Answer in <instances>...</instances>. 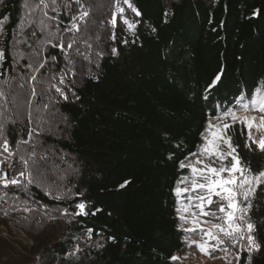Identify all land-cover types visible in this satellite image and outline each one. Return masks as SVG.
Listing matches in <instances>:
<instances>
[{"label": "trees", "instance_id": "trees-1", "mask_svg": "<svg viewBox=\"0 0 264 264\" xmlns=\"http://www.w3.org/2000/svg\"><path fill=\"white\" fill-rule=\"evenodd\" d=\"M22 1L0 0V87L14 67L11 43ZM117 3L123 12L113 24ZM112 14L110 48L100 70L63 104L72 129L57 141L82 162L73 205L85 203L87 214L76 215L73 201L61 203L74 218L43 248L50 261L67 264L77 257L69 252L74 235L91 229L82 245L91 262L174 264L171 257L185 245L176 189L190 173L186 163L200 151L211 119L264 91V0H115ZM27 33L36 41L35 30ZM47 54L61 66L58 48ZM5 135L14 147L28 135L26 122L8 125ZM226 135L254 174L264 170V152L249 141L243 124ZM206 162L228 163L219 157ZM33 190L37 205L14 199L11 209L32 207L27 216L36 219L40 212L43 222L50 216L43 203L54 202ZM248 215L261 244L251 264H264V184ZM247 259L245 254L242 264Z\"/></svg>", "mask_w": 264, "mask_h": 264}, {"label": "rangeland", "instance_id": "rangeland-1", "mask_svg": "<svg viewBox=\"0 0 264 264\" xmlns=\"http://www.w3.org/2000/svg\"><path fill=\"white\" fill-rule=\"evenodd\" d=\"M175 1L178 0H166L168 5ZM114 2L115 0H55V2L23 0L21 2L18 14L20 24L15 29V37L11 43L14 67L10 77L8 76L4 85L1 83L0 87V91H3L6 97V99L0 97V124L3 125L0 131V145L3 144V140H8L5 130L10 124L22 125L25 121L28 135L25 138L20 137L17 144L10 147V152H3L0 148L2 153L0 160H3L5 165L10 164L12 158H16L24 167L22 170L24 175L19 174L13 178L20 183L13 185L10 183L12 179L8 178L5 186L4 180L0 181V200L8 203L4 214H0V264H58L49 260L50 255L43 246L47 245L48 241L58 240L67 219L72 222L73 214L69 215V211L61 203L73 201L72 206L76 209V204L73 205L76 185L83 172L82 162L57 144V141L69 138L72 129L71 119L64 112L63 104L68 98L69 100L74 98L75 89L85 78L95 75L100 70L102 56L106 54L110 48V41L114 38V27L110 22ZM85 10L89 15L81 18L82 11ZM2 27L3 25L0 24V44L5 38L1 32ZM34 30L39 37H36V41L27 33ZM61 44L64 45L63 48L60 47ZM69 44L72 46L68 47ZM52 47L58 48L62 55L61 66L58 65L59 59L57 61L54 57L48 58L47 53ZM41 65L43 67H40ZM32 76L36 77L35 81L31 79ZM61 78H63L62 83ZM57 87L66 94L67 99L56 90ZM33 88H35V97L32 95ZM248 111L254 116L260 115L257 110L249 108ZM237 114L240 115V111ZM217 117L210 120L213 125L227 122L232 127L235 123L242 124L239 120L233 123L230 118L226 121L223 114ZM211 131L208 129L204 137L211 140ZM251 135L254 140H259L264 137V129L254 127ZM203 141L201 148L205 144V139ZM209 158V155L200 149L186 165L199 169L201 165L196 161L200 160L207 164ZM210 165L218 167L215 163ZM2 171L3 168L0 166V173ZM29 174H31V182H29ZM199 175V171L193 174L190 169V173L178 184L177 189L179 188L180 192L176 191L177 208L181 209L178 212L179 216L186 215L188 221L193 219L189 213L194 211L198 220L206 221L200 226L208 229L222 221L216 216L201 215L198 209L191 206L189 196L194 202L196 196L209 194L203 191H191L193 180ZM196 182L204 181L196 180ZM185 188L189 191L185 192ZM33 189L54 202L49 207L50 205L46 206L42 201L43 207L50 209V216L43 222L40 221L42 216L40 212L36 214V219L27 216L28 213L26 214L24 209L32 207L11 209L14 199L18 200L19 205L24 203L28 206L37 205L41 200L36 197ZM220 203L221 201L213 196V203L209 208H205V211L217 213V216L221 215L217 211ZM184 209H188V213H185ZM181 224L184 228L194 227L192 223L180 220L179 226ZM185 235L190 241H202L199 232L185 233ZM86 240H89V232L74 235L69 252L77 257H73L67 264H97L96 261H90L88 254L82 252V245L86 244ZM225 244L228 247L227 253L217 250L209 255L201 252L195 245L189 247L185 243L184 247L175 253L181 259L173 262L174 264H242L244 255L248 257L247 251H241L239 245L233 246L228 240H225ZM77 246L79 251H76ZM236 253L240 254L239 260L235 258ZM255 253L253 252L251 257ZM82 257L84 259L81 261L75 260Z\"/></svg>", "mask_w": 264, "mask_h": 264}, {"label": "snow or ice", "instance_id": "snow-or-ice-1", "mask_svg": "<svg viewBox=\"0 0 264 264\" xmlns=\"http://www.w3.org/2000/svg\"><path fill=\"white\" fill-rule=\"evenodd\" d=\"M53 2H55V0H53ZM125 2H127V0H125ZM117 12H123V8H120L118 3L116 4V12L112 14L111 22L113 24L116 22ZM88 15V11H82L81 18ZM137 15H139L138 12ZM129 27H131V25H129ZM71 46V44L68 45V47ZM60 47L63 48L64 45L61 44ZM3 55V52L0 51V59L3 58ZM40 67H43V65ZM31 79L35 81L36 77L32 76ZM219 79L220 76L218 75L216 81ZM216 81H213V85ZM62 82L63 78H61V83ZM56 90L61 92L64 98L67 99L66 94H64L59 87H57ZM32 95L33 97L36 95L35 88L32 90ZM0 97H5L3 91H0ZM237 105L242 107L245 112L249 110V105L242 104L240 100H237ZM252 107L260 113L258 117L240 116L233 109H229L223 113V117L226 121L230 118L233 123L239 120L248 129L249 141L255 143L259 150L264 152V137L259 140H254L251 135V130L254 127L264 129V98L254 101ZM217 119H219V117H217ZM257 120H259L258 124L255 123ZM229 127H231V125L227 122L222 125H213L209 122L208 129L212 130V139L209 140L207 137H204L205 144L201 148V151L209 155L210 158L219 157L222 161H228V163H222L220 167H212L210 164H204L202 161L197 160L196 163L201 165L199 169L192 165H188L193 174L198 171L200 172L199 177H196L193 180L191 191H203L209 193L206 196H196L194 202L192 197L189 196L188 199L191 206L198 209L201 215L216 216L217 219L222 221V223L214 224L212 228L205 229L200 225L206 223V221L198 220L196 218V213L193 211L189 213L193 217L191 221L187 220L186 215H180L179 219L184 222L192 223L194 227L184 228L183 224L179 227L185 233L199 232L202 235V241H190L188 240L187 235H185L184 242L189 247L195 245L201 252L209 255L212 251L217 250H223L227 253L228 247L225 244V240H228L233 246L239 245L241 251H247L248 264H251V254L260 251L261 244L257 242L256 236L254 235L256 225L251 221L248 213L252 208V199L256 195L257 189L261 184H264V170L254 174L253 170L239 158L235 147L231 143V137L226 135ZM2 129L3 125L0 124V131H2ZM29 136H31V131H29ZM248 146L251 147V144ZM0 148H2L3 152H10V145L6 139L3 141V144L0 145ZM221 148H224L225 150L221 151ZM0 155H2V153H0ZM3 163L4 161L0 160V166H2ZM25 163H27V161H25ZM181 167L183 168L185 165L181 163ZM20 175L23 176L24 173L21 172ZM0 177H2L5 186H7V173H0ZM196 180L204 182L197 183ZM29 182H31V174H29ZM10 183L15 185L20 183V181L12 179ZM125 183H127V181ZM123 186L124 185H121V187ZM176 191L179 193L180 189L178 188ZM184 191L188 192L189 190L185 188ZM213 196L221 201L217 210L218 213L221 214L219 216H217V213L205 211V208H209L213 203ZM76 207L79 210L76 215L87 214L85 212V203L81 202L77 204ZM24 211H31V209L25 208ZM177 211L180 212L181 209L178 208ZM183 211L188 213V209H184ZM65 214H67V210H65ZM88 232L90 235L91 229H89ZM221 246H223V248ZM76 251H79L78 246ZM239 255V253H236L235 258L237 260H239ZM179 259L181 258L176 255L171 257V260L173 261ZM225 259H227V256Z\"/></svg>", "mask_w": 264, "mask_h": 264}, {"label": "built area", "instance_id": "built-area-1", "mask_svg": "<svg viewBox=\"0 0 264 264\" xmlns=\"http://www.w3.org/2000/svg\"><path fill=\"white\" fill-rule=\"evenodd\" d=\"M10 164L5 165V162L2 165L3 171L2 172H6L7 173V178H9V180L16 178L17 176H19V174L22 172V170H24V167L21 166V162L18 161V159L16 158H12L10 161ZM3 181L2 178H0V181ZM7 204L6 202H3V200H0V214H4V210L5 208H7Z\"/></svg>", "mask_w": 264, "mask_h": 264}, {"label": "bare ground", "instance_id": "bare-ground-1", "mask_svg": "<svg viewBox=\"0 0 264 264\" xmlns=\"http://www.w3.org/2000/svg\"><path fill=\"white\" fill-rule=\"evenodd\" d=\"M240 116H254V115L250 111H247V112L242 111L240 112ZM258 122L259 120L255 121V123H258Z\"/></svg>", "mask_w": 264, "mask_h": 264}]
</instances>
